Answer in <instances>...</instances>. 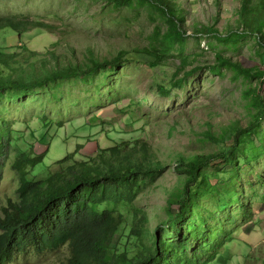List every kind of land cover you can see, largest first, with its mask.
<instances>
[{
  "label": "rangeland",
  "instance_id": "1",
  "mask_svg": "<svg viewBox=\"0 0 264 264\" xmlns=\"http://www.w3.org/2000/svg\"><path fill=\"white\" fill-rule=\"evenodd\" d=\"M247 2L163 0L160 4L183 21L184 38L172 42L167 17L146 0L123 6L110 0H0V17H23L51 26L30 27L18 37L10 29L0 31V51L14 55L13 63L5 67L10 78L0 85L13 84L15 72L37 77L52 53L72 63H87L93 56L111 60L122 52L129 57L141 48L161 49L165 57L155 67L130 57L86 79L45 83L18 92L15 89L22 85L7 89L0 99V144L8 143L0 160V216L5 207L19 200L13 163L21 151L35 149L44 154L26 176L33 183L52 178L53 169L64 172L61 168L67 155L72 159L66 165L78 169L79 161L90 159L92 165V159L105 157L108 153H97L102 149L120 145L126 151H139L144 145L165 171L153 181L140 182L142 190L133 206L139 208V216L143 212L147 217L148 231L159 236L155 227L167 220L166 201L180 196L185 180L178 160L221 153L230 147L226 150L231 165L223 162L224 168L219 169L222 160L214 159L201 170L208 187L202 186L196 194L181 225L184 238L176 235V240H189V264H262L263 243L254 239L264 236L260 230L264 225V182L260 179L264 175V116L255 91L264 104V84L257 89L256 80L219 65L216 59L220 56L243 68L264 70V0ZM246 9L243 24L239 12ZM245 25L250 30L258 27V33L236 39V28L240 33ZM213 31L219 37L232 36L231 42L215 40ZM183 59L185 71L195 66L199 70L174 87L172 76ZM30 65H35L34 71ZM51 65H55L53 60ZM159 87L170 95L163 96ZM256 121L260 128L258 132L255 127L258 133L252 138L240 132ZM253 220L252 227L249 222ZM125 229L124 218L117 231L120 237ZM246 230H255L254 237L248 238ZM68 248L64 245L41 256L29 251L11 264H62Z\"/></svg>",
  "mask_w": 264,
  "mask_h": 264
},
{
  "label": "trees",
  "instance_id": "2",
  "mask_svg": "<svg viewBox=\"0 0 264 264\" xmlns=\"http://www.w3.org/2000/svg\"><path fill=\"white\" fill-rule=\"evenodd\" d=\"M110 1L114 5L123 6L129 5L132 0ZM146 1L160 8L161 14L167 17L168 31L172 36H169L171 41L182 40L184 38L181 28L183 21L175 16V11H168L166 6L163 7L160 4L163 0ZM247 5H249L248 2ZM246 14L247 9L239 12L240 21L243 24L247 22ZM34 26L44 29L51 28L45 23H31L23 17H0V31L10 29L17 37ZM236 30L237 32L233 33L236 39L251 34L256 35L259 31L258 27L250 30L246 25L241 29V31L244 30L243 32L239 33V28ZM230 33L232 35V32ZM211 34L215 40L226 42L232 40V36L219 37L214 31ZM257 42L260 44L259 40ZM126 54L122 52L123 57L118 55L111 60L103 59L101 61L93 56L86 59L87 63H72L56 58L52 53L50 59L44 60L37 77L33 74L30 75L31 73L14 71L13 77L17 80L12 81L13 84H8L9 87L0 85V99L4 97L2 95L7 89L12 90L14 86L22 85L21 89H15L18 92L40 87L45 83L56 85L61 80L79 77L86 79L93 72L109 70L117 66L123 59L130 57L150 67L160 65L165 59L161 49L151 51L141 48L135 49L129 57H125ZM13 57V54H5L0 51V65L3 66L0 67L3 72L0 74V81L5 82L10 78L6 75L5 67L9 66L10 62L13 63ZM216 59L219 65L229 66L244 77L256 80L257 89L264 84V70L243 68L220 56H216ZM52 60L55 65H51ZM62 62L64 63L62 64ZM185 62L184 59L180 61V65L173 73L171 84L174 87L181 86L188 77L199 70V67L195 66L185 71ZM30 69L34 71L35 65H30ZM158 90L163 96L170 95V91L162 87H159ZM255 95V101L261 108L260 113L264 116L263 101L258 99L256 91ZM5 97L11 98L9 95H5ZM43 121L41 119L42 123H44ZM255 127L259 132L260 127L257 121L240 132L252 138L255 133H258L254 130ZM224 139L226 138L224 137ZM7 145L8 143L0 144V160L3 158V151ZM114 146L98 151L97 153L102 156L108 153L106 155L108 157H101L98 161L92 159L91 162H94L92 165L90 159L79 161L78 169L73 165H66L67 161L72 159L70 155H67L63 160V163L65 162L63 168H61V171L64 172L53 169L54 176L52 178L44 182L33 183L28 181L26 176L35 165L42 162L44 154L37 153L35 149L32 152L23 153L21 151L16 154L13 170L16 172L19 182L17 194L20 202L9 205L8 208L5 207L3 218H0V264L8 262L14 255L26 253L28 247H31L32 251L43 253L45 251L57 252L64 245L69 247L70 251L66 264L190 263L191 252H186L189 240L177 241L176 235L180 236V239L184 238L181 225L186 220L188 213L191 212L190 208L194 204L193 199L201 191L202 186L208 187L206 183L204 184L201 170L214 159L222 160L218 165L219 169L224 168L225 164L231 165L232 158L228 157L230 151L226 150L230 147H225L221 153L193 155L187 161L178 160L177 164L181 165L185 175L182 191L177 199L166 201L167 220L155 227V230L160 232L159 236H156L148 231L147 217L143 212L142 216H139V208L133 206V203L139 191L142 190L140 182L157 179L163 174L165 167L150 157L144 145L139 151L136 149L126 151L120 149V145ZM260 177L264 182V175ZM124 218L126 220L125 234L124 237H120L117 231ZM218 245L221 246V243L218 242ZM169 251L172 253L170 256H168Z\"/></svg>",
  "mask_w": 264,
  "mask_h": 264
},
{
  "label": "clouds",
  "instance_id": "3",
  "mask_svg": "<svg viewBox=\"0 0 264 264\" xmlns=\"http://www.w3.org/2000/svg\"><path fill=\"white\" fill-rule=\"evenodd\" d=\"M1 168H2V164H0V170H1V172H2V169H1ZM0 181H1V180H0ZM17 196H18V194H17ZM18 199H19V200H16V204L20 202V198H19V196H18ZM0 218H3V216H0ZM0 232H1V229H0ZM219 247H221V246H219ZM30 248H31V247L26 248L27 252L32 251ZM32 252H33L34 254L38 255V256L44 255V254H46V253H52V252H49V251H45V252H43V253H37V252H35L34 250H33ZM69 252H70V251H69V248H68V257H69ZM24 254H25V253H20V254L14 255L13 258H12L11 260H9L8 262H6V263H4V264H11L12 261L14 260V258H15L16 256H18V255L23 256ZM216 255H217V253H216ZM216 255H215V258H216ZM215 258H213V260H214ZM66 263H67V259H66L65 262L62 263V264H66Z\"/></svg>",
  "mask_w": 264,
  "mask_h": 264
},
{
  "label": "crops",
  "instance_id": "4",
  "mask_svg": "<svg viewBox=\"0 0 264 264\" xmlns=\"http://www.w3.org/2000/svg\"><path fill=\"white\" fill-rule=\"evenodd\" d=\"M249 223H251V224H252V227H253V225H254V220L251 221V222H249ZM258 224L260 225L259 222H258ZM252 227H249V228H252ZM260 227H261L260 230H262V231L264 232V225H263V227L260 225ZM246 233L249 234V235H248V238H250L251 236L254 237L255 230H246ZM254 240H255V242H257L258 244H260V240H261L263 244H261L260 247H263V248H264V242H263V240H264V236L261 235V237L258 238V241H256V239H254ZM255 242H254L253 244H255ZM257 243H256V244H257ZM241 244L244 245V243H242V242H241ZM257 249H258V248H254V250H257ZM263 252H264V249H263L262 251H260L259 254H261V253H263ZM259 262H260V261H259ZM261 263L264 264V261H262Z\"/></svg>",
  "mask_w": 264,
  "mask_h": 264
}]
</instances>
